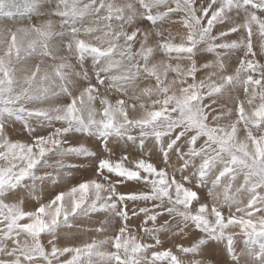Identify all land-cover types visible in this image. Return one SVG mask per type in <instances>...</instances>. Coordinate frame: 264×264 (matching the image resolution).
Returning a JSON list of instances; mask_svg holds the SVG:
<instances>
[{
  "label": "snow or ice",
  "instance_id": "6c2138e0",
  "mask_svg": "<svg viewBox=\"0 0 264 264\" xmlns=\"http://www.w3.org/2000/svg\"><path fill=\"white\" fill-rule=\"evenodd\" d=\"M8 12L27 23L0 27V264H264V0H0ZM12 119L52 131L16 139ZM56 155L95 170L25 203ZM97 213L90 242L60 230Z\"/></svg>",
  "mask_w": 264,
  "mask_h": 264
},
{
  "label": "rangeland",
  "instance_id": "374dc122",
  "mask_svg": "<svg viewBox=\"0 0 264 264\" xmlns=\"http://www.w3.org/2000/svg\"><path fill=\"white\" fill-rule=\"evenodd\" d=\"M25 23H27L26 19L15 15L13 12H8L4 15H0V27H13V24H16V26H18ZM201 55L207 57L210 54L203 53ZM204 62H207V60H205ZM10 124L11 129L14 130V137L16 139L26 138L29 136L36 137L37 135H39V132L40 135L44 133L43 135L46 136L48 133H50V131H52L48 122L45 121H37L32 119L24 121L19 119H12L10 121ZM41 129L43 130L42 132ZM45 129L49 132L47 133ZM78 134L81 135L82 133ZM91 139L92 141L94 140L96 144H99L100 141L93 136L85 137V140L88 142V146L95 150ZM123 147L124 143L120 140H117L116 143L111 146V148H106L103 151L105 155L111 157L113 155L121 154ZM57 162L59 164H62L63 167H59L54 171V167ZM49 165L51 166L43 168L38 166V168L36 169V174L43 176L46 173H51L52 176H55V180H53L51 177H48L41 181H32L31 179H29L22 182V185L17 189V191L24 194L23 196H21V200H23L25 203L35 204L38 200L48 202V200L54 197V195L58 192L67 190L82 179L91 176L95 170L96 161L95 158L92 157L56 155L51 158V160L49 161ZM33 197H36V199H33ZM102 219L103 216L100 213L94 214L93 216H77L71 218L68 225L60 226V230L76 239V244L77 246H79L82 241L88 240L90 242L92 239L97 238V234L94 230L99 227ZM105 223L107 222L105 221ZM42 243L46 244L47 241L43 240Z\"/></svg>",
  "mask_w": 264,
  "mask_h": 264
},
{
  "label": "bare ground",
  "instance_id": "6f19581e",
  "mask_svg": "<svg viewBox=\"0 0 264 264\" xmlns=\"http://www.w3.org/2000/svg\"><path fill=\"white\" fill-rule=\"evenodd\" d=\"M14 123V122H13ZM36 124V123H35ZM44 126V125H43ZM51 127V126H50ZM43 128V127H42ZM46 130V129H45ZM16 131V130H15ZM43 130L41 129V132H42ZM47 131V130H46ZM49 131H47V133H48ZM51 132V131H50ZM46 133V134H47ZM44 133H42L41 135H43ZM49 134V133H48ZM47 134V135H48ZM39 135H40V132H39ZM71 135H73V136H77V137H79V136H82L83 134H81V135H79L78 133H72ZM91 141H92V139H91ZM94 141V140H93ZM92 141V142H93ZM69 143L70 144H72L73 142H71V141H69ZM71 163V162H70ZM85 171H86V169H85ZM64 174V173H63ZM80 175V174H79ZM63 179H64V177H63ZM60 182V181H59ZM65 182V181H64ZM61 185H62V183H61ZM51 186V185H50ZM28 201V200H27ZM16 202V201H15Z\"/></svg>",
  "mask_w": 264,
  "mask_h": 264
}]
</instances>
